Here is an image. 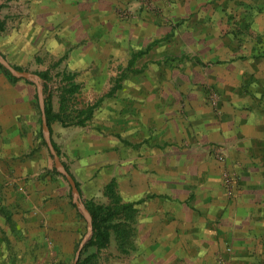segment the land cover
Returning <instances> with one entry per match:
<instances>
[{"label": "crops", "instance_id": "crops-1", "mask_svg": "<svg viewBox=\"0 0 264 264\" xmlns=\"http://www.w3.org/2000/svg\"><path fill=\"white\" fill-rule=\"evenodd\" d=\"M56 1H37L42 5L35 11L33 46L19 38L6 39L5 45L61 56L81 41L79 30H72L80 22L73 19L87 17L88 0H65L70 11L60 14L50 10ZM105 1L112 7V0L92 4ZM233 9L223 18L211 12L213 28L199 36L206 46L198 45L192 55L163 58L165 63L177 59L174 71L151 67L165 77L151 78L150 67L138 66L144 52L121 87L99 97L94 110L106 114L105 100L113 98L109 130L103 119V132L110 135L102 157L112 162L111 177L127 187L128 204L142 221L138 233L150 235L147 240L163 250H176L175 264H264V0L237 2ZM50 16L65 26L64 37L52 35L57 31L51 33ZM97 17L104 26V12ZM221 22L239 28L219 34ZM106 38L101 31L91 44L80 42L71 49L73 56L114 54L118 39L111 36L112 49L105 51ZM210 89L219 94L215 106L208 101ZM31 94L29 83L9 81L0 69V264H47L53 254L63 260L58 251L69 249L75 233L63 188L58 191V181L44 176L35 156ZM215 147L225 154L223 163ZM60 158L81 198L90 199L84 193L99 184L96 159L79 157L70 166ZM224 168L237 175L232 197L224 190Z\"/></svg>", "mask_w": 264, "mask_h": 264}, {"label": "rangeland", "instance_id": "rangeland-1", "mask_svg": "<svg viewBox=\"0 0 264 264\" xmlns=\"http://www.w3.org/2000/svg\"><path fill=\"white\" fill-rule=\"evenodd\" d=\"M37 1L0 0V22H2L0 50L4 52L0 54H3L2 56L13 66H18L23 70L34 73H47V79H40L43 93L45 92L44 96L50 94L53 109L60 112L63 118L62 122L53 121L49 132L52 142L62 154L65 163H70V166H72L73 161L79 157L96 159L94 176H96L99 184L93 187L91 193H84V195L91 196V198H81L82 201H93L97 204L111 205L112 207L128 203L126 185L123 182L118 183L115 178L111 177L112 162L108 157L106 159L102 157L104 152L102 146L108 142L109 138L106 136L110 135V131L106 134L103 132L106 129L104 128L103 119L109 125V130L111 125L110 112L113 108L110 102L113 98L105 100L106 104L109 103L107 104L106 114H98L99 109L94 111L92 119L87 120L84 126L75 124L78 112L86 106L96 103L99 97L104 95L115 84V79L125 69L124 67H126L131 53L144 51L145 54L138 62V66L140 67L144 64L146 68L150 67L149 75L151 78L154 76L165 77L168 74L159 70L151 71V67L174 71L178 67L177 59L173 58L170 62L165 63L163 61L165 56L192 55L197 51L198 45L206 46V42L202 43L200 40L201 36L206 37L213 28V26H208L209 19L213 18L211 12L220 13L221 18H223L225 15L228 16L229 13L233 14V5L235 3L250 0H164L159 2L157 0H131L125 2L112 0V7L109 6L108 1L103 4H92L93 0H88L87 17L85 19H73L74 22H80L72 27V30H79L81 34L79 35L80 37L82 36L81 41L71 43L70 47H68L69 49L67 48L61 56L46 54L43 56L42 52L35 53V47L17 49L13 45H5L6 39L16 40L17 38L21 40L27 39L32 46V42L35 44V11L42 5ZM228 6L231 9H228ZM67 7L65 0H57L55 3H51L50 10L56 9L58 14L61 11L66 13L65 8L70 11V8ZM100 11L105 14L104 26L97 17ZM56 19L57 17H55V20L52 16L49 17V23L53 26L50 28L51 33L56 30L57 32L52 34L53 36L59 37L61 36L59 33H61L64 37L65 26ZM71 20L67 19L68 22H71ZM54 24H57L56 28L58 29H54ZM217 28L219 34H225L229 29L233 28L232 30L234 31V29L239 27L224 26L223 22H221ZM83 29L86 31L84 36ZM101 31L103 36L107 35L104 42V46L107 48L105 51L112 49L111 36L117 37V51L114 54L102 52L101 55L90 56L83 60L73 56L71 49L77 47L80 42H83L82 44H91L90 41L94 39L95 35H99ZM40 36L42 37V35ZM72 38H75L73 33ZM157 40L161 41L157 43L155 42ZM151 44L152 46H150ZM157 61L162 62L158 63ZM86 67L93 68V73L90 72L91 70H87ZM0 69L3 71L1 67ZM71 74L73 78L70 81L68 77ZM169 75L173 77L172 74ZM20 80L29 83L32 92V102L30 104L35 110V129L37 133L35 156L37 155V159L42 165L41 168L44 169L42 172L44 176L53 177L58 181L56 187L58 191L59 187L63 188L62 192H64L65 197L69 201L72 214L74 215L72 219L75 233L72 245H70L68 250L60 251L59 249L58 251V253L61 252L65 259L62 260L59 256L53 254V256L49 257L47 264H73L76 250L87 232L86 219L72 203L67 180L54 166L53 157L49 152L46 137L42 131L41 111L36 86L32 81ZM9 81L13 80L9 79ZM72 82L77 85V90L70 93V84ZM211 92L217 94V102L219 94L214 89L209 90L208 101L212 105L210 102ZM217 102L215 105H217ZM214 154L216 159L220 161L215 151ZM223 155L225 158V154ZM220 162L223 163V161ZM76 176L80 178V173L77 171ZM91 179L92 177H87L88 181ZM111 180H114L115 183L114 193L116 196L114 195V198H119L117 203L116 199H112L113 197L105 194V187ZM226 195L228 196L227 193ZM127 211L128 215L121 214L123 216L120 215L113 218V223L117 226L115 229L110 230L109 244L97 250L94 245H87L90 239L88 238L80 253L81 259L92 256V264H166V262L167 264H175L177 260L174 259V254L177 251L163 250L158 242L147 240L150 235L143 236V234H139L138 226L142 224V221L135 219V212L132 208H128ZM142 228L144 229L143 225L141 226ZM60 248L63 247L61 246Z\"/></svg>", "mask_w": 264, "mask_h": 264}, {"label": "trees", "instance_id": "trees-1", "mask_svg": "<svg viewBox=\"0 0 264 264\" xmlns=\"http://www.w3.org/2000/svg\"><path fill=\"white\" fill-rule=\"evenodd\" d=\"M2 28V22H0V29ZM158 41V40H157ZM155 41V42H157ZM154 44V43H152ZM152 44L150 46H152ZM149 46V47H150ZM144 53V51H137L132 53L127 67L120 73V75L115 79V84L111 87L109 92L105 95L107 97H110L114 94V92L121 87V81L125 78L126 73L132 68L138 58ZM0 67L3 69L7 77L13 81L20 80L19 78H16L10 74V72L3 67L0 64ZM15 68L19 70H23L21 67L14 66ZM42 80L47 79V73L45 72H36ZM71 81L73 78V75H69L68 77ZM28 81V80H27ZM77 90V85L72 82L70 84V93H73ZM45 94V92H44ZM45 102V115H46V120L47 124L50 130V125L53 121L58 120V121H63L62 114L58 111H55L52 106L51 102V96L50 94L48 96H45L44 98ZM103 99H99L96 103L92 105L86 106L84 109H81L78 112L77 119L75 120V124L84 126L86 121L91 119L93 116L94 110L99 106L100 102ZM53 145L60 156V152L57 149L56 145L53 142ZM67 169V168H66ZM68 170V169H67ZM55 171V169H54ZM78 187V183H76ZM114 188H115V183L114 180H111L109 184L105 187V194L113 197L112 199H116V203L118 202L119 198L115 197L114 198ZM116 196V195H115ZM86 208L88 209L89 213L91 214L92 217V234L91 237L88 241L87 245H94L97 250H100L101 248L106 247L109 242H110V237H111V231L112 229H115L117 225H114L113 223V218L116 216H120L121 214H126L128 215L127 209L132 208V204L128 203H123L120 206L116 205L112 207L111 205H102V204H97L93 201H86L84 202ZM73 205V204H72ZM74 206V205H73ZM123 216V215H121ZM125 216V215H124ZM126 217V216H125ZM128 217V216H127ZM91 258L92 256H88L85 259H81L79 257L77 264H92L91 263Z\"/></svg>", "mask_w": 264, "mask_h": 264}, {"label": "water", "instance_id": "water-1", "mask_svg": "<svg viewBox=\"0 0 264 264\" xmlns=\"http://www.w3.org/2000/svg\"><path fill=\"white\" fill-rule=\"evenodd\" d=\"M0 64L3 67H5L10 72V74L12 76L19 78V79L32 81V82H34V84L36 86L37 98H38V103H39V107H40V111H41L42 131L46 137V143H47V147L49 149V152L51 153V155L53 157L54 166H55L56 170H58V172L63 177H65V179L67 180V183L70 187L72 203L76 206V208L84 216V218L86 219V223H87L86 235L81 240V242H80V244L76 250L74 260H73V264H77V261L80 257V253L82 251V248L85 245L87 239L90 238L91 234H92V217H91V214L89 213L88 209L86 208L84 202L82 201V199L80 197L79 189L76 185V182H75L73 176L66 169L65 165L63 164V162H62L60 156L58 155V153H57V151L53 145V142L51 140L49 127H48L46 115H45V102H44L45 96L43 93L42 84L40 82L41 78L38 74H36L34 72H30V71H26V70H19V69L15 68L1 54H0Z\"/></svg>", "mask_w": 264, "mask_h": 264}, {"label": "built area", "instance_id": "built-area-1", "mask_svg": "<svg viewBox=\"0 0 264 264\" xmlns=\"http://www.w3.org/2000/svg\"><path fill=\"white\" fill-rule=\"evenodd\" d=\"M217 94L215 92L210 93V102L212 105H215L217 102ZM214 151L217 153V158L220 161L225 160L224 153L221 151L218 147L214 148ZM223 185L225 187V191L228 194V196L232 197L235 195L236 192V186H237V175L230 171L228 168H224L223 170Z\"/></svg>", "mask_w": 264, "mask_h": 264}]
</instances>
